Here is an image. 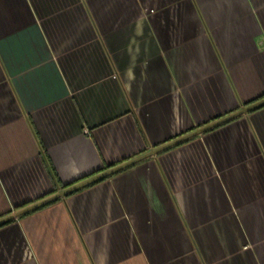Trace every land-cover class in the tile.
I'll use <instances>...</instances> for the list:
<instances>
[{
    "label": "crops",
    "instance_id": "crops-1",
    "mask_svg": "<svg viewBox=\"0 0 264 264\" xmlns=\"http://www.w3.org/2000/svg\"><path fill=\"white\" fill-rule=\"evenodd\" d=\"M264 99V0H0V219ZM0 264H264V106L0 225Z\"/></svg>",
    "mask_w": 264,
    "mask_h": 264
},
{
    "label": "water",
    "instance_id": "water-1",
    "mask_svg": "<svg viewBox=\"0 0 264 264\" xmlns=\"http://www.w3.org/2000/svg\"><path fill=\"white\" fill-rule=\"evenodd\" d=\"M262 106H264V99H262V100H260V101H258L256 103H253V104H251V105H249L247 107H243L240 110H238V111H236V112H234V113H232L230 115H227V116H225L223 118H220V119H218V120H216V121H214V122H212L210 124H207V125H205V126H203L201 128H198V129H196V130H194V131H192L190 133H187V134H185V135H183V136H181V137H179V138H177L175 140H172V141H170L168 143H165V144H163V145H161V146H159V147H157L155 149H152V150L148 151L147 154L144 153L142 155H139L136 158H133V159H131V160L125 162V163H122V164H120L118 166L110 168L107 171H104V172H102V173H100L98 175H95V176H93V177H91V178H89V179H87L85 181H82V182H80V184L78 183V184H76V185H74V186H72V187H70L68 189L66 188L65 190L60 191L57 194H55V195H53L51 197H48L47 199H44V200H42V201H40L38 203H35V204H33V205L29 206V207H26L25 209H22V210L18 211L17 213L13 214V215H10V216H7V217H5L3 219H0V225H2V224L6 223V222H8V221H10V220H12L14 218H17V217H19V216H21L23 214H27L28 212H30V211H32L34 209H37V208H39V207H41V206H43V205H45L47 203L52 202L53 200H56V199H59V198H63L65 196L67 197V195H69V194H71V193H73V192H75V191H77V190H79V189H81V188H83L85 186H88V185H90L92 183H95L97 181L105 179V178L113 175L114 173L119 172L122 169L128 168L130 166H134L135 164H137V163H139V162H141V161H143L145 159L154 157L157 154H159V153H161V152H163V151H165V150H167V149H169L171 147H174V146H176V145H178L180 143H183V142H185V141H187L189 139H192V138H194V137H196L198 135H201V134H203V133H205V132H207V131H209V130H211V129L219 126V125H222V124H224L226 122H229V121H231V120H233V119H235L237 117H240V115L241 116L246 115L247 113H249L251 111H254L255 109H257L259 107H262Z\"/></svg>",
    "mask_w": 264,
    "mask_h": 264
}]
</instances>
